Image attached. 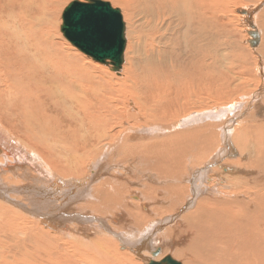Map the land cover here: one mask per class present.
I'll list each match as a JSON object with an SVG mask.
<instances>
[{
    "label": "bare ground",
    "instance_id": "obj_1",
    "mask_svg": "<svg viewBox=\"0 0 264 264\" xmlns=\"http://www.w3.org/2000/svg\"><path fill=\"white\" fill-rule=\"evenodd\" d=\"M99 1L106 2V12L111 14L114 7L107 0ZM255 1L258 0H229L228 3L226 0H112L122 9L124 36L128 39L126 43L125 38L120 66L113 68L110 60L105 61L109 65H103L66 34L63 27L66 10L75 1L63 9L60 24L66 0H0V153L5 155L4 161L0 159L2 172L10 170L12 178L18 171L5 167L14 166L16 163L12 162H17L19 157L21 147L12 138L15 133L36 138L39 143L35 148L39 153L51 156L62 153L61 161L67 158L61 165L64 173H81L80 166L87 158L96 156L102 163L105 160L110 163L113 158L117 162L118 156L129 151L141 155L137 162L157 176L150 183L139 184L144 195H152L148 198L150 212H140L138 203H134L137 211L129 209L136 221L153 222L146 230L134 232L130 228L119 236L114 232L115 227L108 230L99 222L98 230L90 225L81 232L106 230L111 237L94 234L89 240L68 241L53 229L55 220L50 216V207L56 208L54 204L58 203L62 214H67L66 222L74 220V214H78L79 220L84 219L81 214L86 209L99 206L101 211H106L116 202L114 197L109 198L113 195L111 184L95 186L93 195L88 187L95 180L92 171L79 180H71L68 193L63 195L59 189L64 184L62 180L45 186L37 182L33 191L29 188L20 191L23 195L35 193L42 200L26 196L30 206L15 201L16 210L5 203L10 200L8 192L13 187L8 185L12 183L11 178L3 173L0 176V264H135L120 247L128 243L149 249L152 236L157 233L167 240L172 254L185 258V264H196V257L202 255L203 263L199 264H264V151L257 150L259 137L264 140V121L253 124L259 135L251 133L255 132L251 124L244 123L241 127L248 136L239 135L236 127L233 128V139L242 148L248 141L254 144L255 154L244 162L242 154L227 158L232 155L233 147L223 132L237 118L247 122L256 119L258 108L254 98L263 92L264 81L258 82L259 91L249 102L229 104L225 110L234 107L235 111L223 122L221 132H216L215 125L209 121L191 126L195 120L208 117L219 120L215 115L224 109L214 107L186 116L182 121L178 118L186 115L188 104L198 99L203 89L208 90L217 76H225L216 72L221 60L225 58L233 67L229 49L242 47L240 38L231 46L227 26L234 27L235 16L228 5ZM239 12L247 13L246 9ZM256 18L264 32V9ZM249 26L253 30H247L248 41L253 48L260 40L259 30ZM216 31L226 35L219 40ZM259 49L264 54V36ZM226 66L223 67L226 69ZM232 76L234 80L236 77ZM211 94L208 90L206 97ZM170 101L174 103L171 112L166 110ZM160 115L174 121L164 123V128L153 126ZM206 129L212 134H204ZM215 142L222 147L204 168L216 166L197 182L195 171L186 172L187 166L194 169L195 161L206 156ZM100 148L109 153L103 154ZM55 163L49 162L52 167ZM40 169L32 168L37 174L42 173ZM224 172L227 173L222 175ZM183 179L188 183L178 184ZM202 181L210 185L201 186ZM198 185L200 194L204 193L200 200L197 199ZM52 191L63 198L51 200ZM135 195L131 199L138 202L140 199ZM183 203L185 206L180 207ZM192 203L196 205L193 209L181 217L175 214L174 219L168 220L171 224L158 230L161 224L156 218L178 209L182 213ZM84 225L80 221L78 228ZM54 227L61 228L63 235L77 236L78 231L66 224L58 223ZM156 248L158 254L159 247L149 251ZM142 254L149 255L146 251ZM166 255L178 261L170 253ZM150 259L154 258L144 259L145 264Z\"/></svg>",
    "mask_w": 264,
    "mask_h": 264
},
{
    "label": "rangeland",
    "instance_id": "obj_2",
    "mask_svg": "<svg viewBox=\"0 0 264 264\" xmlns=\"http://www.w3.org/2000/svg\"><path fill=\"white\" fill-rule=\"evenodd\" d=\"M71 1L84 2V0H66V4H64L61 9L60 24H62V19H61L62 11L65 8V6L69 4ZM107 1L111 4L112 7L118 8L123 17V12H122L121 7L118 4L113 3L112 0H107ZM226 1L228 3L229 0H226ZM228 7L232 15L235 16L234 17L235 20L233 19V26L235 28L234 27L231 28L227 26L231 34L230 35V40L232 41L231 46H233L232 45L233 42L234 43L236 42L234 41L236 38H240V41L242 43V47L235 46V49H231V48L229 49L228 54L230 53L229 54L230 58L229 57L228 58L232 62L233 67H231V64H229L228 61H225V58L221 60L220 61L221 66L217 64L216 72L217 74L224 73L225 76H221V77L217 76L216 79L214 78L215 82H212L211 86L208 87V90H210L212 94L206 97L208 90L203 89L199 94V98L195 99L192 103L188 104L186 115L183 117L178 116V118H179V121L180 120L182 121L184 117L186 118V116H189L193 113H201L204 111H210L214 107L216 109H224V110H222L221 113H217L215 115V117L220 118L219 120L215 121L214 120L215 118H212V117H208L204 120H195V122H193L194 125H192L191 128H194L195 124L200 126L203 123H206L209 121L208 123H213L215 125L214 130H216V132L217 131L221 132L222 126L224 125L223 122H225L226 119H229L231 116V113L235 111L234 107L229 108V109H233L232 111H229V109L225 110L229 106V104L232 101L234 104L235 103L242 104V103L249 102L251 100L250 98L255 97V94L258 93L259 91L258 82L264 81V56H263L264 54H263L262 49H259L260 46L262 45L264 32H263V28H261L260 25L258 24L257 18H256V15H258L262 11V9H264V0H258L252 3L245 2V3L237 4L235 6L228 5ZM239 9H246V12H247L246 15L241 14V12H239ZM250 24L254 25L253 28L255 30L257 29L259 30L257 31L259 33L260 40L257 44L254 45L253 48L250 45V42L248 41V39L250 38V35L247 32V30H253L249 26ZM216 33H217V38L219 40L224 35H226V32H222V31H216ZM125 38H126V43H127L128 42L127 35H125ZM237 53H239V55L235 56V54ZM106 63L107 62L102 63V64L109 65ZM222 65L223 66L227 65L226 69ZM232 74H234L236 77L234 78V80H232L233 78ZM239 76H240V79H239ZM262 91L263 92H261V95L259 98L257 97L254 98V102L255 100L257 101L256 106L258 108L257 112L255 113V115L257 116L254 121L247 122V120H241V118H237L231 124H229L228 126H225V130L223 132H225V135L228 141L232 144V147H233L232 155L227 158L234 159L239 156L238 154H242L241 159L244 162L249 156H252L253 154H255L254 144L251 143L250 141H248L246 143V146L243 148L241 147L240 144H237V142L233 139V134H234L233 128L236 127V130L239 131V135H243L244 133L246 135L247 131L241 127L242 125H244V123L251 124V129L255 131L251 133H256L257 135H259V132H257L255 127H253V124L264 121V88L262 89ZM218 93L220 94V97L215 96ZM228 101L230 102L228 103ZM173 107H174V103L170 101V106H168L166 110H170L171 112V108ZM163 114H165V111ZM170 116H171V113H170ZM172 117L174 116L172 115ZM152 120L153 119H149L150 122ZM172 121H174V119H169L168 116L160 115L154 121L152 125L156 127L164 128V125H163L164 123H168ZM226 122H229V120ZM203 133L208 134V135L212 134V132L208 131V129H206V132H203ZM246 136H248V134ZM251 136L253 138H256V136L254 135H251ZM19 137L21 138V140L19 139ZM12 138L14 141L15 140L17 141V142L15 141L16 144H18L21 148L19 152V157L17 158V162H12L11 160H9L12 163H16L14 164V166H5V164L1 162L4 164L6 168L13 167L14 169H18V171L13 173L12 178H11V172H9L10 170L2 172L3 170L0 169V176L3 173H7L8 174L7 178H11V182H12L10 184L8 183L7 184L13 187V190L8 192V197L10 200L5 201L7 206H10L17 210L18 206H16L15 201L20 202L23 205H27L29 203V206H30V201L27 199L28 197L33 196L34 198H38L42 200V198L36 196L37 194L35 193H29L28 195H23L21 194V191H20V189L22 188H29L31 191H33V189H35L36 187L37 182L40 184V186H45L48 183L51 184L54 180H57V181L62 180L64 184H62V186L59 187V189L61 191L60 195H63L65 193H68L67 190L68 188H70L69 183H71V180L76 181V180H79L78 178H83L85 176H88L90 173L95 172V175H94L95 180H93V182H91L88 185V187L91 189L92 194L93 195L95 194V186H98L101 184H104L107 186L111 184L110 185V187L112 188L111 193H113V195H110L109 198L110 197L115 198L116 200V202L114 203L115 205L107 208L106 211H101L99 206H97L96 209L94 210L86 209L81 214L84 217V219L80 218L79 220L78 214H74L73 215L74 220H72L71 222H66L65 216L67 214H62L60 205L58 203L54 204L56 208L50 207V210H51L50 216H52L53 219L55 220L52 227L55 231H57L56 234L60 235L62 239H67L68 241H73V240L77 241L83 238L88 239L89 237H94L93 236L94 234L100 235V236L106 235L107 237H111V233L107 232L106 230L103 233L94 231V229L98 230L97 225L99 224V222L102 223L103 227L108 228V230L115 227L117 231H114V232H116V234L119 236L121 235V233H123V231L127 232L128 230H131L130 228H132L134 232L144 231L148 228L149 224L153 223L150 220L140 223L136 221L129 212V209H133L134 211H137V206L134 203H138V205H140V207L138 208L140 212H144V213L150 212L151 203L150 201H148V198H151L152 195L151 193L150 195L148 194L144 195L140 191L141 187L139 184L145 183V182L150 183L153 181L152 177L157 178V176L153 174L151 171H149L148 169H146L145 165L140 164L141 162L140 163L137 162L138 159L142 158L141 155L128 151L118 157L115 156L118 158L117 162L111 157L112 159L110 163L108 162L106 163V160L105 162L103 161L104 163H102L101 162L102 159L96 156L92 159L87 158L86 161L82 163V165L80 166V169L82 170L83 173L82 172L78 174L72 173L73 174L72 175L70 172L69 173H64V171L61 172L62 163L64 161H67V158L61 161L62 153H56L54 156L47 155L46 153L45 154L39 153L38 149L35 148L36 143H39V142L36 138H33V137L25 138L23 136H19L13 133ZM244 142L245 141H243L242 144H244ZM103 143L104 142H101V144ZM258 143H259V147L257 148V150H259V152L264 151V140L262 139L261 136L259 137ZM103 146H105V144ZM220 147H222V145H218L217 142H215L214 146H212V150L209 153H207L206 156L199 157V159L195 161L196 165L194 166V169L191 170L189 169V166H187L186 172L189 173L191 171L193 172L195 171V176H196L195 179L197 180V182L201 177L203 176L205 177L206 173L211 172V170L216 165L212 164L208 169H205L204 166L207 164V161L209 160L210 157H213L216 155V152ZM87 148L89 149L90 145ZM100 150L102 151L103 154L109 153L108 150L106 152L104 151L105 148H100ZM133 156H135L136 158H133ZM2 158L4 161L5 155L0 153V159ZM30 159H32L34 163L31 162ZM49 162L51 164L55 162L56 163L52 167L49 164ZM33 166L40 167L41 168L40 170L42 171V173L37 174L36 172H34L32 170ZM237 166L239 167V169H241L239 164H237ZM48 170L51 173H55V175L52 176L50 173L47 172ZM226 173L227 172H224L222 175H225ZM97 176H101V177L96 180ZM3 183H6V182H3ZM186 183L188 182L185 181V179H183L182 182H178V184L180 185H185ZM202 183L203 185L201 186H204V184L210 185V182L208 181H202ZM74 186L75 185L73 184L72 188ZM201 186L199 187L198 185V187H196L199 191V196L197 197L198 200H200L201 197L204 195V193L200 194V192H202ZM56 194H57V191H52L51 200L56 201V198L57 200L58 198H63V196H57ZM134 194H136L135 196L139 197L140 200H137L138 202L132 201L131 196ZM190 197H188V199ZM0 200L2 199L0 198ZM51 200H46V201H48L49 203ZM0 202L2 203V201ZM123 203L125 205H123ZM185 203H183L180 207H184ZM45 206L47 205H43V207ZM143 206H145L146 209H143ZM195 206L196 205L192 203L191 205H188L187 208H185V210H183L182 213H180L179 212L180 210L178 209L174 212L163 214L161 217L156 218L158 221H160V224H161L158 230L162 231L164 226L171 224L172 221L168 222V220L172 218L174 219L175 214H179L178 217H181L182 214L190 211ZM117 214H119L120 216H118ZM145 215H148V214H145ZM94 216H96V220L94 219ZM39 219H41V217ZM77 221L79 222L77 223ZM80 221L85 222V225L82 228H78ZM125 222L128 223L129 225H125L124 224ZM40 223L41 225L45 226V224H43L41 221ZM58 223L59 225L66 224L70 229L72 230L75 229L74 231H78L77 236L75 237L74 234L71 236L63 235V231L61 230V228L54 227V225ZM90 225H92L94 229L87 230V233L81 232V230L84 227H87V226L90 227ZM99 226L101 225L99 224ZM48 228L52 229L50 227ZM153 237H154V240H152ZM152 239L148 247L149 249H144V248L140 249L141 247L138 246V244H128V243H124L122 247L118 246V248L120 247V249L127 251L128 254L134 259L135 264H145L146 261L144 259L154 258L155 260L156 257L157 258L160 256L163 257L164 255L169 254V253L173 255L174 258L180 261L182 264H185V258L182 257V255L172 254L170 252L169 247L166 244L167 240L164 239L162 236H159V233H157L156 235L153 234ZM113 240L115 241V239ZM116 242H119V240L118 241L116 240ZM154 247L160 248V251L156 255V257H152L151 252L149 251V250H152ZM144 251L148 252L149 255L143 256L142 253ZM196 258H197L196 264L203 263L202 261V258H204L203 255L200 258L199 257H196Z\"/></svg>",
    "mask_w": 264,
    "mask_h": 264
},
{
    "label": "water",
    "instance_id": "obj_3",
    "mask_svg": "<svg viewBox=\"0 0 264 264\" xmlns=\"http://www.w3.org/2000/svg\"><path fill=\"white\" fill-rule=\"evenodd\" d=\"M100 4L105 6L106 2L99 1ZM82 2H73L68 5L66 10V20L63 25L64 30L66 31V34L68 37H70L72 40H74L82 49H84L87 53H89L94 59H97L100 62H105L107 59L110 60V63L113 65V68H118L120 66L121 62V52L124 49L125 46V36H124V21L122 20V17L120 15V10L118 8H111L110 5H108V8L112 9V13L109 14L110 17V23L108 24L106 28L107 32V38L105 42L106 51L105 53H97L95 50V47L90 44L86 43L82 39H80L76 35V29L72 27V24L70 21H72L81 11L80 5ZM105 7V11H106ZM253 43V41H251ZM158 252V249L156 248L151 253L153 256H155ZM148 264H180L178 261L173 260L170 256L166 255L160 260H154L150 259L147 262Z\"/></svg>",
    "mask_w": 264,
    "mask_h": 264
},
{
    "label": "snow or ice",
    "instance_id": "obj_4",
    "mask_svg": "<svg viewBox=\"0 0 264 264\" xmlns=\"http://www.w3.org/2000/svg\"><path fill=\"white\" fill-rule=\"evenodd\" d=\"M81 11L70 23L76 35L95 47L97 53H105L106 28L110 23L109 14L99 0H84L79 6Z\"/></svg>",
    "mask_w": 264,
    "mask_h": 264
}]
</instances>
